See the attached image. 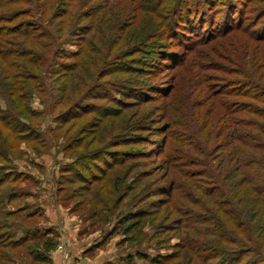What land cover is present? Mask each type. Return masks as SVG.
<instances>
[{"label":"rangeland","instance_id":"obj_1","mask_svg":"<svg viewBox=\"0 0 264 264\" xmlns=\"http://www.w3.org/2000/svg\"><path fill=\"white\" fill-rule=\"evenodd\" d=\"M81 12L79 26L86 28L65 35L57 58L79 64L65 74L56 66L41 92L29 81L23 101L29 113L17 108L11 115L28 130L26 141L13 140L16 133L0 139L6 152L0 175L13 168L27 174L14 183L6 176L0 194L15 189L19 197L9 210L27 205L39 212L9 218L12 230L0 224V234L21 238L35 225L38 232L47 227L57 242L48 255L52 264L56 255L61 264H111L136 252L157 259L150 264H202L180 247L184 229L154 188L168 186L162 160L172 134L184 133L171 120L185 111L192 122L197 111L208 112L212 91H224L230 80L243 84L236 74L250 65L264 75V0H87ZM50 88L62 92L48 101ZM184 136L203 142L204 134ZM200 178L191 177L185 189L194 191L190 184ZM191 194L207 200L198 190ZM140 209L145 215L137 222ZM34 245L1 248L0 264H37L28 255Z\"/></svg>","mask_w":264,"mask_h":264},{"label":"trees","instance_id":"obj_2","mask_svg":"<svg viewBox=\"0 0 264 264\" xmlns=\"http://www.w3.org/2000/svg\"><path fill=\"white\" fill-rule=\"evenodd\" d=\"M86 1L0 0L1 141L12 133H16L13 140L26 141L28 130L25 131L20 119L11 120V115L17 108L21 113H29L23 104L31 88L29 81H35V89L41 92L45 77L54 76L56 66L65 74L79 64L59 63L58 48L65 35L81 34L86 28L79 26L84 19L81 11ZM19 5L24 6L22 10L16 9ZM22 17L25 18L23 22L20 21ZM249 67V71L243 69L236 74L241 76L243 84L230 80L224 91H212L213 101L208 112L201 115L200 110L197 111L192 122L185 111L178 120H171L173 126L178 131L183 129L184 133L172 134L173 147L162 160L169 177L168 186L154 188L167 198V209L177 214L179 231L184 229L180 247L186 246L194 252L202 264L212 261H215L213 264H264V75L256 73L254 66ZM50 90L51 94L45 96L48 101L54 99L55 91L62 92L61 89ZM60 100L61 97L53 105ZM201 117L203 122H200ZM186 132L191 138L204 134L203 142H196V139L193 143L186 142ZM216 147L221 150L217 157ZM0 157H6L4 150H0ZM197 170L200 173L196 175L201 178L190 186L200 191L207 199L204 202L196 201L191 194L194 191L185 189ZM9 174L0 175V188L7 181L6 176H10L11 183L16 182L19 175L27 176L15 168ZM19 193L10 188L0 194V216L6 221L0 224L5 229L12 230L14 226L9 218L22 213L25 219L38 216V209L30 210L27 205L9 210ZM195 208L199 209L198 214ZM143 215L142 209L133 214L139 219L137 222ZM137 222L128 225L126 232H131ZM31 228L21 238L15 237L14 231L7 238L0 234V244L6 240L2 243L6 246L0 249H16L33 240L35 245L32 253H28L30 258L37 264H52L48 253L56 247V235L48 228L38 232L42 230L39 225ZM1 257H5L2 251ZM136 259L148 264L157 261H149L147 256L136 252L134 256L117 257L111 264H132Z\"/></svg>","mask_w":264,"mask_h":264},{"label":"crops","instance_id":"obj_3","mask_svg":"<svg viewBox=\"0 0 264 264\" xmlns=\"http://www.w3.org/2000/svg\"><path fill=\"white\" fill-rule=\"evenodd\" d=\"M46 228H47V227H46ZM48 255H49V253H48ZM57 256H58V255L54 256L55 258H53V256H51L52 259H53V263H54V264H61L60 257L58 258ZM66 264H68V263H66ZM69 264H70V263H69Z\"/></svg>","mask_w":264,"mask_h":264},{"label":"built area","instance_id":"obj_4","mask_svg":"<svg viewBox=\"0 0 264 264\" xmlns=\"http://www.w3.org/2000/svg\"><path fill=\"white\" fill-rule=\"evenodd\" d=\"M60 248V247H59Z\"/></svg>","mask_w":264,"mask_h":264}]
</instances>
